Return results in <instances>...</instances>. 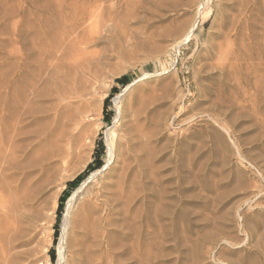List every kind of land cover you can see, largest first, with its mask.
Instances as JSON below:
<instances>
[{
  "label": "rangeland",
  "instance_id": "1",
  "mask_svg": "<svg viewBox=\"0 0 264 264\" xmlns=\"http://www.w3.org/2000/svg\"><path fill=\"white\" fill-rule=\"evenodd\" d=\"M67 2L0 0V129L12 119L14 85L34 80L36 34L45 35ZM106 5L113 24L88 49L106 64L102 75L85 88L70 82L64 95L67 125L81 119L94 134L89 160L61 185L69 191L60 220L63 192L34 242L15 254L17 264L59 263L68 201L87 178L88 189L118 178L134 183L137 195L128 213L104 222L99 240L88 237L72 264H264V0ZM123 75L126 85L116 81ZM110 143L117 158L108 165ZM100 151L103 165L71 188Z\"/></svg>",
  "mask_w": 264,
  "mask_h": 264
},
{
  "label": "bare ground",
  "instance_id": "2",
  "mask_svg": "<svg viewBox=\"0 0 264 264\" xmlns=\"http://www.w3.org/2000/svg\"><path fill=\"white\" fill-rule=\"evenodd\" d=\"M67 1L68 10L63 12V8H60L62 12L54 14L55 18L46 22L48 28L45 35L36 34L38 53H34V62L31 63L34 80L31 83L26 80L24 86L18 83L21 87L14 85L15 97H12L13 101L15 98L17 100L12 101L8 107L13 122L12 119L11 122L5 121L6 129L1 125L0 264H17L15 254L34 242L38 223L51 220L48 214L49 208H52L51 201L54 200L58 205V198L63 192L61 185L65 179L72 178L85 168L84 163L89 160L87 156L95 140L94 134H89L81 119L74 122L75 126L67 125L64 119L65 109L71 104L65 102L67 96L64 95L68 88L72 89L70 82L78 81L85 88L86 82L91 83V79L94 81L102 75L106 64L102 60L91 58L88 49L113 21L114 9L106 8L108 0ZM74 89H78L77 85ZM76 95L73 97L74 102L80 106L82 96ZM7 118L9 117L6 120ZM108 151L110 165L117 158L111 143ZM69 168L72 169L71 173L64 175L63 171H68ZM119 173L118 176L121 174ZM87 180L69 198L63 220L64 228L62 227L64 236L58 249V264H72L73 255L81 257L88 237L93 235L95 240H99L104 222L116 215L119 217L128 213L137 195L134 180L130 186L119 178L117 181H101L95 189L87 188Z\"/></svg>",
  "mask_w": 264,
  "mask_h": 264
},
{
  "label": "trees",
  "instance_id": "3",
  "mask_svg": "<svg viewBox=\"0 0 264 264\" xmlns=\"http://www.w3.org/2000/svg\"><path fill=\"white\" fill-rule=\"evenodd\" d=\"M116 81H117V83H119L121 85H126L129 82V76L128 75H123V76L117 78ZM113 89H117V88H113ZM110 99H111L110 96L105 99V102H104V110H105V112L108 109V106H109V103H110ZM105 119L108 122L110 120V117L107 116V117H105ZM102 154H103V151H100V153L95 155L94 161L91 162L88 165L86 171L84 173L78 175L74 180L70 181L68 185L71 188H76L82 182V180L91 172V170L100 168L103 165V160L101 159ZM68 191L69 190H65L63 192V195L59 199V205H58V210H57L58 221L61 218L60 216H61L62 210L64 208V204H65V201H66V198H67ZM58 235H59V223L57 222L56 225H55V241L57 240ZM51 251H52V253H54V249L51 250Z\"/></svg>",
  "mask_w": 264,
  "mask_h": 264
}]
</instances>
